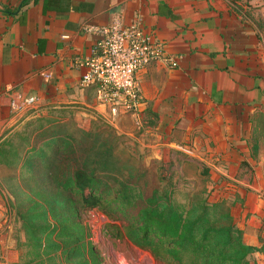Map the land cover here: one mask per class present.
Instances as JSON below:
<instances>
[{"label":"crops","instance_id":"0c3cea01","mask_svg":"<svg viewBox=\"0 0 264 264\" xmlns=\"http://www.w3.org/2000/svg\"><path fill=\"white\" fill-rule=\"evenodd\" d=\"M22 2L0 0V173L10 161L20 169L44 129L98 119L121 133L129 122L148 152L159 157L175 149L237 184L232 201L242 243L255 249L254 264H264V43L257 31L226 0ZM115 14L124 23L138 15L180 58L173 69L151 64L136 75L139 122L97 105L92 87L79 84L77 62L90 57L95 41L82 29L106 25ZM29 97L33 110L22 115L17 110ZM23 136L26 150L18 158L11 142ZM18 261L0 228V264Z\"/></svg>","mask_w":264,"mask_h":264},{"label":"rangeland","instance_id":"374dc122","mask_svg":"<svg viewBox=\"0 0 264 264\" xmlns=\"http://www.w3.org/2000/svg\"><path fill=\"white\" fill-rule=\"evenodd\" d=\"M226 1L264 43V0ZM42 124L49 125V120ZM131 125L128 122L116 133L95 119L87 127L74 123L44 129L32 142L36 146L42 140L39 148L30 149L21 168L10 161L6 175L0 173V228L19 257L18 264H176L175 255L192 256L186 249L159 250L158 240L148 235L150 246L144 243L140 222L153 196L159 210L171 212L166 221L171 229L199 216L203 200L222 202L239 229L240 214L233 210L232 201L236 183L211 174L205 165L175 149L159 157L148 152ZM55 134L56 138L45 141ZM22 140L24 136L12 140L11 155L24 156ZM248 171L252 170L247 166ZM78 174L92 183V191L74 190ZM248 183L254 186L256 181ZM88 193L94 198L93 208L81 203ZM207 218L208 226L214 216L207 214ZM225 229L226 224L220 226L222 236ZM249 260L254 264L251 256Z\"/></svg>","mask_w":264,"mask_h":264},{"label":"built area","instance_id":"2783aa9c","mask_svg":"<svg viewBox=\"0 0 264 264\" xmlns=\"http://www.w3.org/2000/svg\"><path fill=\"white\" fill-rule=\"evenodd\" d=\"M82 30L94 36L95 41L90 57L77 62L83 70L80 86L92 87L95 103L110 113H127L139 122L143 98L136 75L151 64L173 69L179 56L169 54L155 30L143 26L138 15L124 23L115 14L106 25L85 26ZM34 103V98H26L17 111L27 114Z\"/></svg>","mask_w":264,"mask_h":264},{"label":"trees","instance_id":"16d2710c","mask_svg":"<svg viewBox=\"0 0 264 264\" xmlns=\"http://www.w3.org/2000/svg\"><path fill=\"white\" fill-rule=\"evenodd\" d=\"M26 1L23 0L21 6ZM73 182L74 190H77L78 194L84 189L92 191V183L81 174H78ZM81 203L87 208H93L96 205L93 196L89 193L87 196H82ZM168 210V208L159 210L158 200L153 196L151 207L140 222L141 235L146 245L150 246L147 241L151 238L158 240L156 246L159 250L174 248L176 253L185 249L191 251L192 256L185 258L175 255L176 264H250L249 256L255 249L242 243V233L232 223L229 212L222 202L209 203L203 200L199 216H195L191 223L185 222L174 229L166 224L171 214ZM207 214L214 216V220L210 221L208 226ZM223 224H226L224 236L220 234V226ZM147 235L149 238L146 237ZM164 240L165 242H162ZM155 258L159 259V256Z\"/></svg>","mask_w":264,"mask_h":264}]
</instances>
